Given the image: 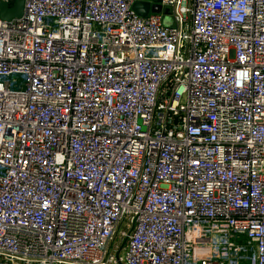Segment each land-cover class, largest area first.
I'll use <instances>...</instances> for the list:
<instances>
[{"label":"built area","instance_id":"built-area-1","mask_svg":"<svg viewBox=\"0 0 264 264\" xmlns=\"http://www.w3.org/2000/svg\"><path fill=\"white\" fill-rule=\"evenodd\" d=\"M134 1L0 18V264H264V0Z\"/></svg>","mask_w":264,"mask_h":264},{"label":"water","instance_id":"water-1","mask_svg":"<svg viewBox=\"0 0 264 264\" xmlns=\"http://www.w3.org/2000/svg\"><path fill=\"white\" fill-rule=\"evenodd\" d=\"M23 0H13L11 4H8L7 0H0V18L9 19L11 17H16L21 14ZM132 8L138 14H145L148 10L158 11L160 9V4L158 0L154 2H149L148 0H135L132 3ZM166 10V7L163 8Z\"/></svg>","mask_w":264,"mask_h":264},{"label":"rangeland","instance_id":"rangeland-1","mask_svg":"<svg viewBox=\"0 0 264 264\" xmlns=\"http://www.w3.org/2000/svg\"><path fill=\"white\" fill-rule=\"evenodd\" d=\"M14 77H16V76H14ZM120 253L123 254V249L122 248L120 249ZM115 264H117V263H115Z\"/></svg>","mask_w":264,"mask_h":264},{"label":"trees","instance_id":"trees-1","mask_svg":"<svg viewBox=\"0 0 264 264\" xmlns=\"http://www.w3.org/2000/svg\"><path fill=\"white\" fill-rule=\"evenodd\" d=\"M8 1V4H11L13 0H7Z\"/></svg>","mask_w":264,"mask_h":264}]
</instances>
